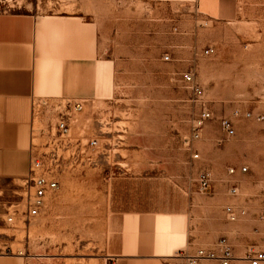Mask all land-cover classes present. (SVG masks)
<instances>
[{
  "label": "rangeland",
  "instance_id": "1",
  "mask_svg": "<svg viewBox=\"0 0 264 264\" xmlns=\"http://www.w3.org/2000/svg\"><path fill=\"white\" fill-rule=\"evenodd\" d=\"M14 4L0 0V14L94 24L98 60L106 67L101 83L111 89L84 100L67 138L56 129L57 111L36 102L26 149L11 152V165L23 171L0 177V264H190L200 249L217 258L196 264H225L221 240L230 249L227 264H250L264 251V119H257L264 117V0H239L231 22L143 0ZM209 47L214 52L205 55ZM189 70L204 89L203 103L182 81ZM203 106L213 118L194 139ZM222 118L232 122L233 137L221 129ZM32 154L59 157L53 165L59 189L29 221L22 211ZM203 172L211 178L206 191L199 184ZM161 211L187 216V243L170 257L124 253L112 214Z\"/></svg>",
  "mask_w": 264,
  "mask_h": 264
},
{
  "label": "crops",
  "instance_id": "2",
  "mask_svg": "<svg viewBox=\"0 0 264 264\" xmlns=\"http://www.w3.org/2000/svg\"><path fill=\"white\" fill-rule=\"evenodd\" d=\"M143 1L170 3L211 22H231L239 11V0ZM94 27L81 17L0 14V177L23 171L11 165V152L26 149L37 101H84L110 92L101 83L106 67L98 60ZM112 217L122 231L124 253L170 257L187 243L188 218L179 211Z\"/></svg>",
  "mask_w": 264,
  "mask_h": 264
},
{
  "label": "built area",
  "instance_id": "3",
  "mask_svg": "<svg viewBox=\"0 0 264 264\" xmlns=\"http://www.w3.org/2000/svg\"><path fill=\"white\" fill-rule=\"evenodd\" d=\"M15 1L11 8H14L18 1L20 0H12ZM214 52V49L209 47L204 51L205 55H210ZM169 58V57H167ZM182 81L187 89H189L194 96L196 97V101L199 103H203L204 98V89L203 87L196 81L194 73L192 70L186 71L182 74ZM62 102H66L62 105ZM37 103H43V106L48 108H53V110L57 111L58 121L56 123V129L58 130L59 137H68L71 134V119L75 113H79L84 109V101L76 100V101H60V100H52V99H41ZM36 104V103H35ZM57 104V108L59 111L55 109V105ZM36 107V105H35ZM64 107L65 110L61 109ZM36 109V108H35ZM37 112V111H36ZM247 116H250L249 114ZM213 118V113L210 109L203 106L200 111V114L196 118L194 122V139H198L201 135L202 129L205 123ZM257 119L262 121L264 117L258 116ZM220 127L225 132L228 137H233L235 135V129L230 120L222 118L220 120ZM98 142L93 140L90 142L91 146H97ZM199 155L195 154L194 158H198ZM60 163L59 157L54 155L53 157H49L48 155H39L32 154L30 159V169L27 177L24 179L25 184L27 186L25 190L24 197V209L22 214L26 220H31L41 215V212L46 207L48 199L59 189V181L57 179L56 171H54V167ZM234 169H231V173H234ZM246 171V169L244 170ZM199 184L201 191H206L211 184V178L209 173L203 172L199 178ZM233 194H236L238 189L233 187L231 189ZM226 213L230 220L234 221L237 219V214L233 207L229 206L226 209ZM260 220L264 222V209L260 214ZM13 221V217L9 218V222ZM221 251L222 256L221 259L228 263L230 259V249L227 245L226 240H221L218 244ZM190 264H196L201 259H213L217 258V253L214 250H203L200 249L196 251L195 254L190 255L189 257ZM250 264H263L264 263V251H257L253 254V256L249 259Z\"/></svg>",
  "mask_w": 264,
  "mask_h": 264
}]
</instances>
